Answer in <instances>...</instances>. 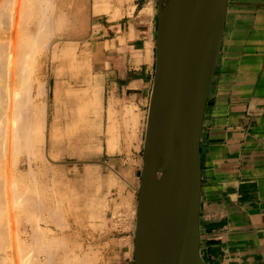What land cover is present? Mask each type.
Returning a JSON list of instances; mask_svg holds the SVG:
<instances>
[{
	"label": "crops",
	"instance_id": "1",
	"mask_svg": "<svg viewBox=\"0 0 264 264\" xmlns=\"http://www.w3.org/2000/svg\"><path fill=\"white\" fill-rule=\"evenodd\" d=\"M110 21L97 24L92 49L95 82L107 98L109 110L127 106L132 114L124 120H142L144 130L155 73L154 2L138 1L127 21ZM78 68L84 74L82 82L89 86V67ZM86 112L89 115V110ZM113 113L123 120L122 115ZM123 135L116 132V136ZM51 139L54 148V131ZM126 143L116 141L115 148L121 150L111 155L121 154ZM201 151L204 257L212 263L264 264V0H228ZM113 159L115 163L119 158ZM129 161L125 168L121 162L126 169L123 173L116 163L109 169L110 176L119 182L114 193L120 192L121 180L125 184L123 195L138 190L139 159L134 154ZM102 192L95 182L90 202L102 199ZM94 237L107 243L103 264H134V230L97 232Z\"/></svg>",
	"mask_w": 264,
	"mask_h": 264
},
{
	"label": "rangeland",
	"instance_id": "2",
	"mask_svg": "<svg viewBox=\"0 0 264 264\" xmlns=\"http://www.w3.org/2000/svg\"><path fill=\"white\" fill-rule=\"evenodd\" d=\"M138 1H142V0H110L112 12L116 11L118 14V15H115L113 17V14H111V12H106L105 10H103L104 6H103V9H101V11L97 10L98 12L95 13L94 8H93L94 7L93 2L95 3V0H88L87 17H85L84 20L81 21V23H73V22L70 23L68 25L69 27H67L64 30V33L66 32V33H68V35L67 34L63 35V36L62 35L61 36L53 35L54 38H53V36L50 37L48 39V43L44 44V45H47L48 48H46V46H44L42 44H38V46L40 47V51L36 49L37 52L35 54L38 53V55H35V58L37 57L38 64L39 65L41 64V65H40V67L38 66V68H40V69L38 71L36 70V73L34 72L35 75L32 74L33 73V71H32V73H31L32 77L31 78L34 80L37 77L39 78L40 82H38L36 80L37 82L35 81V86L38 83L39 84L41 83V86L43 85L42 86L43 87L42 88V91H43L42 100H43V102H47L44 104L45 105V118H46L44 120V124H47V126L44 125V127H43L44 128L43 134L45 135L44 138L46 137L45 138L46 144H45V147L43 148L42 152L39 154L32 150L34 152L33 153L34 156L37 155L38 157L36 156V158H38V159H36V158L34 159V157L32 156L33 154H31L29 152L30 151L29 149H28L29 150L28 151L26 148H23L22 149V152L24 151L23 153L21 152V150H19V152H21V153H18L17 152L18 149L17 150L15 149V151L18 153V156H17V153L14 151V152H12L13 155L12 154H10L11 156L9 155L8 160L12 161L13 158L16 157L15 158V161L17 159L16 164L14 161H13L14 165L12 164V162L9 164V162L7 161L5 166H2V169L0 168V172L2 170V172H4V174L6 175L7 174L6 172L9 171L7 174L8 176L6 175L7 177H5L3 173L2 174L0 173L1 175H3V177L1 175H0V177L2 179L5 178V181H6V178L8 179V177L11 178L13 176L14 172H10V171L14 170L15 174L13 177H14L15 182H16V179L21 180V178L24 176L25 179H24V177L22 178V179H24V182H26L27 184H30V181H32V179H33L31 174L34 173L33 174V176H34L35 173L38 171V168H39L40 171H38V172L40 175L37 172L33 180L36 181L37 183L38 182H40V183L44 182V183L41 184V187H40V183L38 185H35L36 182L32 181L33 183H35V184H33L34 187L30 188L28 186V188L30 189L32 194L35 197H37L38 195L36 194L37 195L36 196L35 195L36 192H34V191H37L38 189L41 190L42 187L44 188L47 185L50 186V187L47 186L48 190L46 189L47 188L46 187L45 189H42V191L38 190L39 192H37L39 194V196L37 197V198H39V202L42 201V199L45 200V197H46V199H48L47 201H49L48 202L49 204L47 203L46 200H45L46 204H44L45 202H43V201H42V204H44L45 209L48 208L50 212L48 213V211H47L48 209L45 210L44 207H42L40 205H38V206L32 205L33 207L31 205H29V206L27 205L28 208L30 207L29 208L30 210L27 209L26 203H24V205H23L22 200L19 201L21 198L20 195H19L20 197H17L18 199H16L15 196H18V194L13 195V193H10V188H12V187L15 188V186H16L15 182H14V186H12L13 185V183H12L13 177L11 178L12 182L10 181V179H8L4 183V179H3V182L0 179V183H3V184H1L2 187L6 186V188H7L6 184H8V189H5V191H9L8 193L6 192V194H9V197H7V195L3 191L4 195H6V197L4 196V198L2 200L3 205H0V207L2 206L1 208H3L4 205H6V207L3 208V209L6 208V211L9 210V208L7 209V207H9V206L11 207L10 210L7 211V213L6 212L4 213V215H3L4 210L0 209L1 210L0 214L2 213L0 215V220H1L0 226H1L2 230L1 229L0 230L3 231L5 229V228H2L3 227L2 223L5 221L4 219H6V223L4 222L3 225H6L5 227H7V228L5 229V233H4V231L2 233L8 234V235L6 234L8 237L5 235L6 236L5 238H8V239H6L7 242L4 239L1 240L3 242L7 243V244H5V243L1 242V246H2V244L7 245V249L1 248L0 250H2V251L4 250L3 252L9 251V250L14 252V253H12L14 255L11 256V259H10V257L7 258V259L11 260V262H10L11 264H12V261H14L13 264H21V263L26 264L25 263L26 261L24 262L22 260V257H20V256L24 255V251L26 254L28 253V251H30L29 245L30 246L33 245V248H31V254H32V250L35 248L34 250L36 251V256H37L38 250H36L37 247H34V245L37 246L38 245L37 241H39L40 239L37 240V238H35V236H32V234H29V233L33 232V234L35 235L34 229H36L38 226H39V228H38L39 231L40 230L44 231L43 232L44 237L47 235L46 237H48L49 238L48 240H50V241H51V238L53 236L57 237L59 235L58 240L55 237H54L55 239L52 238L56 242V241H59L60 239L62 240L64 238H66L67 235L69 236L71 234L72 236L70 235V238H72V240L70 238H69V240H71L72 242L78 241L77 243H80V245H81L80 246L81 248H80L79 244L77 245L76 243H74L77 245L74 248V253L75 254L78 253L79 256H81L80 254H82L85 251V249L89 251L91 248L92 250H90V252L93 251L94 253H95V251H97L95 253L98 256L97 260L95 262L96 264H103L104 253L108 247H107V243L98 242L94 237V233H97V232L104 233L105 231H112V230L117 232V231H122V230L127 229V228H123V227L122 228L121 227L115 228V226H113V224H112L114 221L118 220V217H116L117 215H115L116 213L114 214V212H112V210L114 211L113 207L115 205L113 203L117 204L116 201H119L122 196L124 197L123 190H124L125 184H123L124 182H122V180H121L120 185H119L120 193L114 194V192L117 190L116 189L117 183H119V182L117 180H114V178H112L110 176L109 169H111L113 164L116 163L119 165V168H121L122 172H120V173H123L126 169H122V167H121L122 165H120L121 162L124 163V166H123L124 168L127 167L129 162H130L129 161L130 158H133L134 154H136L137 158L139 159V164H140L139 170L137 172V179H136L137 184L139 186L140 177H141V169L143 166V148H144V137H145V128H146L148 108L145 112V117H144V130H143V121L142 120H141V122L139 121V123H136V122L134 123V122L126 120V119L124 120L125 117L130 116L132 114L129 110H127V106H124L123 108H119L118 110H116V109L111 110L112 113L117 112L118 114L120 113V115L123 116V120H120V122H119L120 124H119V127H118L116 132L123 133L124 135L123 136H115V143H116V141L118 142L121 139H123L124 141L127 142L126 144L123 145L124 147H123V151L121 152V154H117V156H112L111 153L115 152V150H117V149L120 151L121 147H119V148L117 147V149L115 147H114L115 149H112L110 147V145L112 144V142L110 144V135L108 134V125L110 123L109 122L110 116H107V112L110 114V110L107 107V98L103 97L102 92L98 89V86L96 85V82H95V70H94L95 67H94V61L92 59V49H93V45H94V39L96 38L97 32H98V27L96 25L99 22H103V21L105 22V20H107V19H110L112 22L120 20L121 18L123 19V21H127V19L129 17L131 18L132 10H133V8H135V5L138 3ZM153 2H154V13L156 16V25H157V0H153ZM95 5H96V3H95ZM114 8L115 9L117 8V9L114 10ZM118 10H119V12H118ZM91 12H94V13H91ZM5 14L3 13L2 16H5ZM5 17L7 19V17H8L7 14ZM2 19H3V17H2ZM2 19L0 22H2V24H3L6 21V19H4V20H2ZM156 28H157V26H156ZM56 41L57 42L60 41V43L57 45ZM64 44L72 45V49L70 51L71 53L68 52L67 54H65V53L61 54V47H63ZM42 46H44V49L45 48L46 49L41 50ZM49 47L51 49H49ZM53 48L55 49L54 51H53ZM56 49L58 51V53H57L58 55L54 54L57 52ZM85 49L87 52L83 51ZM88 50H90V51H88ZM52 54L55 55L56 57L53 56ZM83 54H86V55H83ZM84 56L85 57L90 56L89 60L86 59L88 62L86 60L82 61V59H84ZM53 57H55V58H53ZM80 61H81L83 66L85 65V66L89 67V72H90L89 86H88V84H85L82 82L83 75L81 74V71L78 68V63ZM39 84H38V86H39ZM115 108H116V106H115ZM86 110H89V115H87ZM124 126L126 127L125 129H124ZM127 129H128V131H127ZM53 131L55 132V136H56V144L54 145V148L51 145L52 144L51 132H53ZM134 134H135V136H133ZM128 145H129V147H128ZM25 149L28 151V153H30V155L27 153V151ZM106 149L108 150L107 152H109V153H106ZM12 156H14V157L11 159ZM39 157L41 159H44V160L41 161V159H40V161H39ZM115 157L119 158V159L115 160V163H114L113 158H115ZM30 159H31V162H30ZM41 162L44 164L43 166H42ZM8 164H9V168L8 167L6 168V165L8 166ZM10 165L14 166V167L12 166L13 169H11V170H10V167H11ZM46 166L48 167L47 168L48 170L46 169ZM43 168H45L47 171L44 170ZM33 169H34V171H33ZM41 170H44L43 173L41 172ZM16 172H17V174H16ZM29 172H32V173L30 174ZM18 173H21L22 175L18 174ZM26 173L28 174L27 176L29 178H27ZM42 174H45V175L41 176ZM18 175H21L22 177H20ZM121 176L122 175H120L119 177H121ZM49 177H51V178H49ZM94 177H98L96 181H95ZM43 178H44V180H43ZM19 180H17L18 182H16L17 184L20 183V184H18V185H20L19 188L21 186L27 187L26 183L23 182L25 184L24 185V184H22V181H19ZM41 180H42V182H41ZM50 181L52 182V184ZM95 182L97 184V187L103 191L102 192L103 194L101 195L102 199L97 201V203H94L93 201L90 202V200H92V199H89V192H90V190H92V187L94 186ZM44 184H46V185H44ZM122 184L124 185V187L122 186ZM18 185L15 189H11V191L12 190L15 191L16 189L18 190L19 189ZM30 186H32V183L30 184ZM35 186H37V187H35ZM113 186H115V188L112 190ZM121 188H123V190ZM34 189H36V190H34ZM51 189H53L52 190L54 192L53 195H52ZM14 191H12V192H14ZM44 192L46 195L44 194ZM16 193H19V191H17ZM40 195H42V196H40ZM44 195H45V197L43 198ZM119 195H121V196H119ZM110 197H111V199H110ZM131 197L133 200L130 201V198L128 197L129 198L128 202L129 201L133 202V205L131 206L128 203H126L127 205L124 204V206H126V207L120 206L119 207L120 209L118 210V212H123V211H125V209L128 211V209H129V212H130L129 217H130L131 221L129 223L128 229L132 231V230H134V225H135V220H136V205H137V200H138V190H137V192L133 193V195H131ZM6 198H8L9 200ZM10 198L14 199L13 202L14 201L18 202V203L14 202L16 206L14 205V203L11 202ZM7 200L10 202H6V204H5L4 201H7ZM121 200H120V202H122ZM19 202H21V203H19ZM50 202H51V204H50ZM111 202H112V204H111ZM54 204H55V206L60 205L61 207L57 208V206H56L57 209L51 208L50 205H52V207H53ZM7 205H9V206H7ZM19 205H21L22 207L21 206L19 207ZM128 205L130 206L131 209L128 207ZM31 207L32 208L36 207V208H34L32 210ZM37 207H39V208H37ZM23 208H26V210H28L30 212L28 213V211L24 210ZM40 208H41V210L44 209L45 212H44V210L39 212L38 209H40ZM52 209H54L53 213H54V211H57L60 209L59 210L60 213H56V212H55L56 214L54 213L56 216L59 217V219H58V217H57V219L54 217V214L51 212ZM31 210L32 211L35 210L34 215H33V216H35V219H33L34 217L32 219H30V217H29L33 214V212H31ZM62 211H63V215H62ZM65 211H66V213H65ZM49 214L52 216V218L54 217L53 218L54 221H53V219L52 220L50 219L51 216ZM59 214H60V216H59ZM65 215H68V216L65 217ZM102 215L105 218H103ZM1 216H2V218H1ZM60 217L63 218V220H61ZM102 218L104 219V222L106 219V224H104V225L102 224L103 223ZM107 218H108V220H107ZM2 219H3V222H2ZM9 220H10V222H9ZM29 220H31L32 222ZM65 220L67 223L65 222ZM55 221H57V224H60L62 227L60 225L55 226V225H57V224H55L56 223ZM110 221H112V223ZM53 222H55V223H53ZM34 223H36V225H38L35 228L33 227ZM93 227H94V230H93ZM31 228H33V229L30 230ZM46 228H47V230H48V228H50L52 231L50 230V232H47ZM100 229H102V230H100ZM7 230H9V231L6 232ZM46 232H47V234H45ZM10 234L12 237L11 236L9 237ZM49 234H52V235H49ZM29 235H31L32 238H34V239L30 238ZM62 235L64 238H62ZM19 236H20V239L23 238L22 239L23 241L27 240L26 241V243L28 242L26 245V246H28V247H26L27 249L23 248L26 243L24 242V244H23V241L19 239ZM50 236H52V237L50 238ZM11 238L12 239L14 238V240H13L14 242H11L12 241ZM26 238H28V239H26ZM35 239L37 240L36 242H35ZM15 240L18 242H16ZM29 240L31 242H33L32 245H31V242H29ZM48 240H47V238H44V240L42 239V241L41 240L40 241H41V243L44 241V243H46V245H47V244H50V241H49V243H47ZM8 241L10 243L9 247H8V244H9ZM18 243H21V245ZM14 244H15V246H14ZM22 244H23V246H22ZM16 245H18V246H16ZM3 247H6V246H3ZM11 247H13L12 248L13 250L11 249ZM81 249H82V251H81ZM17 250H18V252H17ZM26 250H28V251H26ZM78 250H80V252ZM35 251H33L34 252L33 254H35ZM3 252H1L0 254H2ZM19 252H21V254ZM22 252H23V254H22ZM87 252L85 251V253H87ZM41 253H38L37 258H36V256H34L32 254L33 259L36 258L38 260L42 256H45V257H43L44 259L46 257L47 258L49 257L48 252L47 253L45 252L44 255H43V253L42 254ZM78 254H76V255H78ZM13 256H15V257L13 258ZM82 257H83V255H82ZM2 258H4V256H2ZM43 258L42 259L40 258L39 260L40 261L44 260ZM4 259L0 258V262H1L0 264H6L5 263L6 261H7V264L9 263L10 260H7V259L4 260Z\"/></svg>",
	"mask_w": 264,
	"mask_h": 264
},
{
	"label": "water",
	"instance_id": "3",
	"mask_svg": "<svg viewBox=\"0 0 264 264\" xmlns=\"http://www.w3.org/2000/svg\"><path fill=\"white\" fill-rule=\"evenodd\" d=\"M227 11L228 0H157L134 264H221L202 252L201 137Z\"/></svg>",
	"mask_w": 264,
	"mask_h": 264
},
{
	"label": "bare ground",
	"instance_id": "4",
	"mask_svg": "<svg viewBox=\"0 0 264 264\" xmlns=\"http://www.w3.org/2000/svg\"><path fill=\"white\" fill-rule=\"evenodd\" d=\"M95 3H96V5H95ZM95 3L93 2V8H94V12L96 13V12H98L97 10H99V11H101V9H103V6H104V9L103 10H105L106 12H111V14H113V17L115 16V15H118L117 14V12L115 11H113L112 12V7H111V4H110V0H95ZM87 5H88V0H0V21H1V19H2V17H3V19L2 20H4V19H6V14H7V19H6V21L2 24V22H0V168L2 169V166H5V164L7 163V161L9 162V164L12 162V164L14 165V162H15V164H16V161H17V159H16V161H15V158H13L14 156H12L11 157V159L13 158V160L12 161H9L8 159V157H9V155L10 154H12V152H14L15 151V149L17 150V152L18 153H21L22 152V149L23 148H26L31 154H33L34 152H37L38 154L39 153H41L42 152V150H43V148L45 147V144H46V142H45V138H44V134H43V132H44V125L45 126H47V124H44V120L46 119L45 118V103H47V102H43V100H42V95H43V91H42V86H41V83L39 84V86H38V84L35 86V81L37 80L38 82H40L39 81V78L37 77L35 80L34 79H32L31 77V75L32 74H34L35 75V73H36V70L38 71L40 68H38V66L40 67V65L38 64V59H37V57L35 58V55H38V53L37 54H35L37 51H36V49L37 50H39L40 51V47L38 46V44H42V45H44V44H46V43H48V39L50 38V37H52L53 35H57V36H63V35H68V33H64V30L67 28V27H69L68 25L70 24V23H81V21L82 20H84V18L85 17H87ZM150 8H151V5H150ZM117 9V8H116ZM115 8H114V10H116ZM91 10V9H90ZM127 10V9H126ZM150 10V9H149ZM104 11V12H105ZM94 12H91V13H94ZM118 12H119V10H118ZM128 12V11H127ZM144 12V11H143ZM148 12H150V11H148ZM3 13L5 14V16H2L3 15ZM100 13V12H99ZM151 13V12H150ZM90 14V13H89ZM110 14V13H109ZM124 14V13H123ZM5 17V18H4ZM97 26V25H96ZM96 28V27H95ZM53 38H54V36H53ZM57 38V37H56ZM59 39V38H58ZM54 40V39H53ZM52 42V41H51ZM57 42V41H56ZM67 42V41H66ZM76 42V41H75ZM60 43V41H58L57 42V45ZM63 43V42H62ZM65 43V42H64ZM38 46V47H37ZM44 46H46V48H48L47 47V45H44ZM44 46H42L41 47V50H45L44 49ZM54 47V46H53ZM74 47V46H73ZM87 47V46H86ZM43 48V49H42ZM56 48V47H55ZM88 48V47H87ZM49 49H51L50 47H49ZM59 49V48H58ZM71 49H72V45H67V44H64L63 45V47H61V54L62 53H65V54H67L68 52L69 53H71L70 51H71ZM55 49L53 48V51H54ZM75 50V49H74ZM73 50V51H74ZM38 51V52H39ZM56 51H57V49H56ZM60 51V50H59ZM72 51V52H73ZM83 51H86V49L85 50H83ZM82 51V52H83ZM88 51H90V50H88ZM44 52V51H43ZM87 52V51H86ZM41 53V52H40ZM58 53V51L56 52V53H54L55 55ZM53 55V54H52ZM55 55H53V56H55ZM58 55V54H57ZM77 55V54H76ZM83 55H86V54H83ZM78 56V55H77ZM81 56V55H80ZM56 57V56H55ZM55 57H53V58H55ZM83 57V56H82ZM87 57V56H86ZM85 56H84V59H82V61L83 60H86V59H90L89 57H87L86 58ZM52 58V57H51ZM79 60V59H78ZM87 61V60H86ZM88 62V61H87ZM43 63V62H42ZM90 63V62H89ZM78 65H82V63H81V61H80V63H78ZM80 68V67H79ZM35 70V71H34ZM32 71H33V73H32ZM79 71V70H78ZM83 71V70H82ZM35 72V73H34ZM32 73V74H31ZM38 75V74H37ZM84 75V74H83ZM36 81V82H37ZM48 100V99H47ZM113 100V99H112ZM111 100V101H112ZM110 103V102H109ZM112 103H114V102H112ZM49 107V106H48ZM111 107V106H110ZM118 109V108H117ZM112 108L110 109V114H109V116H110V124L108 125V134L110 135V144H111V142H112V144L110 145V147L112 148V149H114V147H115V136H116V129H118L117 127H119V120H118V118L116 117V116H114V113H112ZM136 113V112H135ZM120 114V113H119ZM137 114V113H136ZM47 121V120H46ZM47 123V122H46ZM135 126V125H134ZM137 126V125H136ZM126 127L124 126V129H125ZM128 128V127H127ZM131 128V127H130ZM129 128V129H130ZM123 129V128H122ZM137 129V128H136ZM135 129V130H136ZM127 131H128V129H127ZM139 131V130H138ZM134 132V131H133ZM118 133V132H117ZM46 134V133H45ZM133 136H135V134L133 135ZM145 138V137H144ZM140 140V139H139ZM54 141V140H53ZM143 141V140H142ZM134 143V142H133ZM118 144V143H117ZM128 147H129V145H128ZM119 148V147H118ZM136 148V147H135ZM25 149V150H26ZM19 150H21V152H19ZM26 150V151H27ZM34 152H33V151ZM28 151H27V153H28ZM16 152V151H15ZM16 152V153H17ZM24 152V151H23ZM22 152V153H23ZM15 153V154H16ZM18 153H17V156H18ZM30 153H28L29 155H30ZM13 155V154H12ZM11 156V155H10ZM33 157H34V159L36 158V156L37 155H35L34 156V154L32 155ZM38 157V156H37ZM44 157V156H43ZM42 157V158H43ZM48 157V156H47ZM36 159H38V158H36ZM40 157H39V161H40ZM42 160H44V159H41V161ZM14 161V162H13ZM30 162H31V159H30ZM44 162V161H43ZM42 163V162H41ZM9 164H8V166L6 165V168L8 167L9 168ZM12 165V166H13ZM44 164L42 163V166H43ZM11 166V165H10ZM12 166L10 167V170L11 169H13L12 168ZM14 167V166H13ZM30 167V166H29ZM39 167V166H38ZM33 168V167H32ZM48 167L46 166V169H47ZM29 169V168H28ZM44 170H46L45 168H43ZM8 170V169H7ZM30 170V169H29ZM28 170V171H29ZM32 170V169H31ZM36 170V169H35ZM44 170H41V172L43 173V171ZM48 170V169H47ZM46 170V171H47ZM142 170V169H141ZM33 171H34V169H33ZM32 171V172H33ZM38 171H40V169L38 168ZM37 171V172H38ZM9 172V171H8ZM8 172H6L7 174H8ZM10 172H14L13 173V176H14V174H15V171L13 170V171H10ZM22 172V171H21ZM24 172V171H23ZM27 172V171H26ZM32 172H29L30 174L32 173ZM36 172V173H37ZM40 172V173H41ZM1 174L3 173L4 174V172H2V170H1V172H0ZM36 173H35V175H36ZM0 174V175H1ZM6 174V175H7ZM12 174V173H11ZM10 174V175H11ZM16 174H17V172H16ZM18 174H21V173H18ZM33 174L34 173H32L31 175H32V178L34 179V177H35V175L33 176ZM38 174H39V172H38ZM5 174H4V176L5 177H7ZM22 175V174H21ZM21 175H18V176H20V177H22ZM28 174L26 173V176H27ZM40 175V174H39ZM38 175V176H39ZM43 175H45V174H42L41 176H43ZM2 177H3V175H1ZM12 176V175H11ZM12 176V177H13ZM16 176V175H15ZM11 177V178H12ZM24 177V176H23ZM22 177V178H23ZM47 177V176H46ZM11 178L10 177H8V179H10V181L12 182V180H13V185L12 186H14V182H15V180H14V177H13V179L11 180ZM19 178V177H18ZM21 178V180H19V179H16V182H18L17 180H19V181H22V184H24V183H26V182H24V179H25V177H24V179H22ZM27 178H29L28 176H27ZM49 178H51V177H49ZM0 179L2 180V182H3V179H4V183L8 180L7 178H6V181H5V178H1L0 177ZM32 179V181H34ZM37 179V178H36ZM35 179V180H36ZM40 179V178H39ZM38 179V180H39ZM48 179V178H47ZM27 180V179H26ZM29 180V179H28ZM43 180H44V178H43ZM46 180V179H45ZM129 180V179H128ZM32 181H30V184L32 183V186H30V184H27L26 186L27 187H25V186H21L20 188H19V186L20 185H18V184H20V183H16L15 182V188L17 187V185H18V190L17 191H19V193H16L17 191L15 190H12V191H14V192H12L11 191V189H15V188H10V193H13V195L14 194H18V196H15L16 197V199H18L17 197H20L21 196V198H20V200L19 201H21L22 200V203H23V205H24V203H26V207H27V205L29 206V205H33V206H38V205H40V206H42V207H44L45 205L44 204H46V202H45V200L47 201L48 199H46V197H45V192H44V196H43V198L45 197V200H43L42 199V201L43 202H45L44 204H42V201H40L39 202V198H37L38 196H39V194L37 193V192H39L38 190H40V189H38L37 191H34V192H36L35 193V195L37 196V197H35L33 194H32V192L30 191V189L28 188V186L30 187V188H33L34 186H33V184H35V183H33ZM24 182V183H23ZM34 182H36V181H34ZM41 182H42V180H41ZM47 182V181H46ZM51 182V181H50ZM122 182H123V180H122ZM121 182V183H122ZM8 183V182H7ZM40 182H36V184L35 185H38ZM44 182H42V183H40V187H41V184H43ZM1 184H3V183H0V205H3L2 204V200H3V198H4V196L6 197V195H7V197H9V194H6V192L8 193L9 191H5V189H8V184H6L7 185V188H6V186H4V187H2V185ZM51 184H52V182H51ZM50 184V185H51ZM124 184V183H123ZM122 184V186L124 187V185ZM25 185V184H24ZM44 185H46V184H44ZM11 186V185H10ZM9 186V187H10ZM47 186H49V185H47ZM47 186H45L44 188L42 187V189H45ZM121 186V187H122ZM35 187H37V186H35ZM39 187V186H38ZM39 187V188H40ZM50 187V186H49ZM42 189L40 190V191H42ZM47 190H48V187L46 188ZM118 189V188H117ZM122 190H123V188H121ZM34 190H36V189H34ZM50 190V189H49ZM53 189H51V191H52ZM5 192V194L6 195H4V192ZM31 192V193H30ZM50 192V191H49ZM127 192V191H126ZM51 193V192H50ZM120 192H118V194H119ZM130 193V192H129ZM41 194V193H40ZM54 194V192L52 191V195ZM115 194V193H114ZM11 195V194H10ZM20 195V196H19ZM12 196V195H11ZM40 196H42V195H40ZM119 196H121V195H119ZM130 196H131V194H130ZM130 196H125L124 195V197L122 196L121 197V201L122 202H120V200L119 201H116L117 202V204L116 203H113V204H115L114 205V207H113V209H114V211L112 210V212H114V214L115 215H117L116 217H118V220L117 221H114L113 223H112V221H110L112 224H113V226H115V228H117V227H123V228H127L128 229V227H129V223H130V212H129V209H128V211L125 209V211H123V212H118V210L120 209L119 207L120 206H124V204H126V203H128L129 205H133V202H128V199L130 198ZM14 197V196H13ZM54 197V196H53ZM129 197V198H128ZM42 198V197H41ZM56 198V197H55ZM6 199H8V198H6ZM11 199V198H10ZM59 199V198H58ZM110 199H111V197H110ZM9 200V199H8ZM4 201L5 202V204H6V202H10V201ZM13 200L14 199H11V202L12 203H14L13 202ZM41 200V199H40ZM64 200V199H63ZM133 200V199H132ZM114 201V200H113ZM49 201H47V203H48ZM52 202V201H51ZM51 202H50V204H51ZM63 202V201H62ZM108 202V201H107ZM15 203H18L17 201L15 202ZM15 203H14V205H15ZM19 203H21V202H19ZM57 203V202H56ZM49 204V203H48ZM53 204V203H52ZM61 204V203H60ZM107 204V203H106ZM111 204H112V202H111ZM13 205V204H12ZM13 205V206H14ZM127 205V204H126ZM128 205V207L130 208V206ZM7 206H9V205H7ZM16 206V205H15ZM21 205H19V207H20ZM32 206V207H33ZM39 206V207H40ZM49 206V205H48ZM51 206V208H56V206H55V204H54V206L52 207V205H50ZM107 206V205H106ZM112 206V205H111ZM137 206V205H136ZM2 207V206H1ZM0 207V209L1 210H4L3 211V215H4V213L6 212L7 213V211H9L10 210V206L9 207H7V209L9 208V210H7L6 211V208L5 209H3L4 207H6V205H4V207L3 208H1ZM22 207V206H21ZM31 207V209L33 210L34 208H36V207H34V208H32ZM39 207H37V208H39ZM41 207V208H42ZM58 207H61L60 205L59 206H57V208ZM124 207H126V206H124ZM30 208V207H29ZM28 207H27V209H29ZM41 208L40 209H38V211L40 212V211H42V210H44L45 209V207H44V209H42L41 210ZM56 208V209H57ZM107 208V207H106ZM112 208V207H111ZM24 210H26V208H23ZM48 209V208H47ZM47 209H45V210H47ZM54 209H52V213H53V210ZM104 209V208H103ZM102 209V210H103ZM123 209V208H122ZM131 209V208H130ZM0 210V211H1ZM30 210V209H29ZM31 210V212H33V214L31 215V216H29L30 217V219H32L33 217V219H35V216H33L34 215V212H35V210L34 211H32ZM45 210H44V212H45ZM51 210V209H50ZM60 210V209H59ZM59 210H57V211H54V213L56 212V213H60V211ZM26 211H28V210H26ZM48 211V213L50 212L49 211V209L47 210ZM30 211H28V213H29ZM53 213V214H54ZM55 213V214H56ZM65 213H66V211H65ZM106 213V212H105ZM2 214V213H1ZM0 214V215H1ZM44 214V213H43ZM52 214V215H53ZM54 214V217L57 219V217L58 216H56ZM50 215V214H49ZM62 215H63V211H62ZM51 216V215H50ZM59 216H60V214H59ZM66 216H68V215H65V217ZM103 216V215H102ZM9 217V216H8ZM27 217V216H26ZM53 217V218H54ZM62 217V216H61ZM60 217V218H61ZM112 217V216H111ZM1 218H2V216H1ZM10 218V217H9ZM52 218V216H51V220L53 219ZM103 218H105L104 216H103ZM102 218V219H103ZM8 219V218H7ZM43 219V218H42ZM41 219V220H42ZM55 219V220H56ZM58 219H59V217H58ZM5 221V223H6V219H4ZM37 220V219H36ZM61 220H63V218H61ZM107 220H108V218H107ZM116 220V219H115ZM1 221V220H0ZM21 221V220H20ZM29 221H31V220H29ZM28 221V222H29ZM35 221V220H34ZM53 221H54V219H53ZM60 221V220H59ZM58 221V222H59ZM2 222H3V219H2ZM3 222V223H4ZM9 222H10V220H9ZM32 222V221H31ZM30 222V223H31ZM56 222V223H55ZM55 222H53V223H55V224H57V221H55ZM65 222H66V220H65ZM3 223H2V228H7V227H5L6 225H3ZM17 223V222H16ZM63 223V222H62ZM67 223V222H66ZM76 223V222H75ZM102 223V222H101ZM110 223V224H111ZM11 224V223H10ZM32 224V223H31ZM103 225L104 224H106V219H105V222H104V219H103V223H102ZM58 225H60V224H57V225H55V226H58ZM68 225V224H67ZM71 225V224H70ZM108 225V224H107ZM36 226H38V225H36V223H34V225H33V227L35 228ZM41 226V225H40ZM61 226V225H60ZM106 226V225H105ZM62 227V226H61ZM30 228V227H29ZM39 226L36 228V229H34V233H35V235L33 234V232H31V233H29V234H32V236H35V238H37V240H41L42 241V239L44 240V238H47V240L49 239L48 237H44V235H43V232L44 231H42V230H40L39 231ZM45 228V227H44ZM60 228V227H59ZM102 228V227H101ZM111 228V227H110ZM134 228H135V225H134ZM0 229H1V226H0ZM5 229L3 230L4 231V233H5ZM24 229V228H23ZM33 228H31L30 230H32ZM56 229V228H55ZM99 229V228H98ZM114 229V228H113ZM2 230V229H1ZM0 230V246H1V242L2 243H5V242H3V241H1V240H5L6 241V239H8V238H5L7 235L6 234H4V233H2L3 231H1ZM10 230V229H9ZM9 230H7L6 232H8ZM46 230H47V228H46ZM49 230V231H48ZM48 230H47V232H50V228H48ZM92 230V229H91ZM93 230H94V227H93ZM96 230V229H95ZM100 230H102V229H100ZM118 230V229H117ZM11 231V230H10ZM52 231V230H51ZM47 232L45 233V234H47ZM54 232V231H53ZM52 232V233H53ZM77 232V231H76ZM79 232V231H78ZM11 233V232H10ZM21 233V232H20ZM27 233V232H26ZM28 234V233H27ZM61 234V233H60ZM75 234V233H74ZM77 234V233H76ZM4 235V236H3ZM6 235V236H5ZM49 235H52V234H49ZM48 235V236H49ZM55 235V234H54ZM71 235V234H70ZM70 235L68 236L67 235V237L66 238H64L63 237V235H62V238H64V239H60L59 241H56L55 242V240H53L52 238H54L55 236H50V238H51V241L50 240H48L47 241V243H49V241H50V244H47L46 245V243H44V241L41 243V241L39 240V241H37L36 239H35V242L37 241V243H38V245L37 246H35L34 245V247H37L36 248V250H38L37 251V256H38V253H43V255H44V253L46 252H48V254H49V257L47 258H43V257H45V256H42V257H40L41 259L43 258L44 260H37L36 258H37V256H36V251L33 249L32 250V254L34 253L33 251H35V254H33L34 256H36V260L35 259H33V256H32V254H31V248H33V245H32V243L33 242H31L30 240H29V242H31V245L32 246H30L29 244V247H30V251H28V250H26V251H28V253L26 254L25 253V251H24V255H22V256H20V257H22V260L26 263V264H96L95 262H96V260H97V255L95 254L97 251H95V253L93 252V251H91L90 252V250H92L90 247V250L88 251V250H86L85 249V251L87 252V253H85V251L82 253V254H80L81 256H79V254L78 253H76V254H78V255H76L75 253H74V248L79 244V247L81 246L80 245V243H77L78 241H76V242H72L71 240H72V238H70ZM11 236V234L9 235V237ZM30 236V238H32V236L31 235H29ZM59 236V235H58ZM58 236L57 237H55V238H57V240H58ZM72 236V235H71ZM74 236V235H73ZM4 237V238H3ZM8 237V236H7ZM12 237V236H11ZM14 237V236H13ZM29 238V239H30ZM54 238V239H55ZM60 238V237H59ZM69 238L71 239V240H69ZM124 238V237H123ZM12 239V238H11ZM19 239H20V236H19ZM23 239V238H22ZM22 239H20V240H22ZM25 239V238H24ZM26 239H28V238H26ZM32 239H34V238H32ZM74 239V238H73ZM14 240V238L12 239V241L11 242H14L13 241ZM19 240V241H20ZM75 240V239H74ZM16 241V240H15ZM23 241V240H22ZM27 241V240H26ZM26 241H23V244H24V242L26 243ZM7 242V241H6ZM16 242H18V241H16ZM40 242V243H39ZM119 242H120V240H119ZM8 243H9V241H8ZM22 243V242H21ZM21 243H18V244H20L21 245ZM28 243V242H27ZM27 243L24 245V247L23 248H26V247H28V246H26L27 245ZM44 243V244H43ZM74 243H76V244H74ZM5 244H7V243H5ZM23 244H22V246H23ZM36 244V243H35ZM123 244H125V243H123ZM9 245H10V243L8 244V247H9ZM19 245V246H20ZM45 245V246H44ZM3 246H6V247H3ZM12 246V245H11ZM14 246H15V244H14ZM16 246H18V245H16ZM47 246V247H46ZM78 247V248H79ZM1 248H6L7 249V245H4V244H2V246L0 247V249ZM13 247H11V249H12ZM81 248V247H80ZM79 248V249H80ZM93 248V247H92ZM5 249V250H6ZM10 249V248H9ZM8 249V250H9ZM22 249V248H21ZM27 249V248H26ZM13 250V249H12ZM23 250V249H22ZM21 250V251H22ZM4 251V250H3ZM2 250H0V253L1 252H3ZM40 251V252H39ZM76 251V250H75ZM79 252H80V250H78ZM81 251H82V249H81ZM17 252H18V250H17ZM99 252V251H98ZM12 253H14L13 251H11V250H9V251H5V252H3L2 254H0L1 256H0V258L1 259H7L8 257H10V259H11V256L12 255H14V254H12ZM20 254H21V252H19ZM41 253V254H42ZM85 253V254H84ZM95 255H94V254ZM16 254V253H15ZM22 254H23V252H22ZM47 255V254H46ZM82 255H83V257H82ZM2 256H4V258H2ZM15 256H13V258H14ZM4 259V260H5ZM10 259H7V260H10ZM21 260V261H22ZM46 260V261H45ZM20 261V262H21ZM11 262V260L9 261V263L8 264H11L10 263ZM16 262V261H15ZM1 263V262H0ZM4 263V262H3ZM6 264H7V261L5 262ZM14 263V261H12V264ZM19 263V262H18ZM99 263V262H98ZM22 264V263H21Z\"/></svg>",
	"mask_w": 264,
	"mask_h": 264
}]
</instances>
